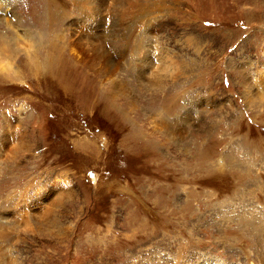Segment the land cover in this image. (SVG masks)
Instances as JSON below:
<instances>
[{
    "label": "rangeland",
    "instance_id": "rangeland-1",
    "mask_svg": "<svg viewBox=\"0 0 264 264\" xmlns=\"http://www.w3.org/2000/svg\"><path fill=\"white\" fill-rule=\"evenodd\" d=\"M0 66V264L264 261V0H0Z\"/></svg>",
    "mask_w": 264,
    "mask_h": 264
},
{
    "label": "bare ground",
    "instance_id": "bare-ground-1",
    "mask_svg": "<svg viewBox=\"0 0 264 264\" xmlns=\"http://www.w3.org/2000/svg\"><path fill=\"white\" fill-rule=\"evenodd\" d=\"M6 70V68L5 67H1L0 66V70ZM206 255V254H205ZM204 256V255H203ZM205 258V257H204ZM209 258V257H208ZM214 258V257H213ZM171 259V258H170ZM204 260H206V259H204ZM208 260V261H207ZM206 260V264H215L214 262H215V260L214 259H207ZM186 261H188V260H183V259H181L180 257H176V258H174V259H172V260H170V262L172 263V264H183V263H185ZM217 262H218V260H216ZM197 263V262H196ZM202 263V262H201ZM203 263H204V261H203ZM217 264H226V263H223V262H218ZM260 264H264V261H260Z\"/></svg>",
    "mask_w": 264,
    "mask_h": 264
}]
</instances>
